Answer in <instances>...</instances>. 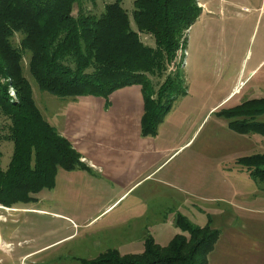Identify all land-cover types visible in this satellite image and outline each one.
Here are the masks:
<instances>
[{"label":"rangeland","instance_id":"374dc122","mask_svg":"<svg viewBox=\"0 0 264 264\" xmlns=\"http://www.w3.org/2000/svg\"><path fill=\"white\" fill-rule=\"evenodd\" d=\"M114 1L84 0L83 6L99 14ZM196 2L205 8L198 4L202 13L186 33L176 66L170 65L166 71L173 80L166 95L172 97L170 108L155 134L142 132V136L154 141L159 138L172 154L186 145L165 161L154 180L135 185L133 193L116 211L99 217L92 225L81 222L119 192L120 184L131 185L141 178L137 162L141 155L135 153L138 160L131 162L127 181L97 175L86 164H79L77 174H59V170L53 189L38 193L37 200L11 207L0 204V264H83V259L97 258L109 248H117L121 254L142 252L148 237L166 245L162 243L182 230L177 222L176 226L165 220L159 222V216L177 220L185 217L191 224L216 229L218 238L208 254V264H264V178L252 174L255 166L251 169L240 161L264 153V113L234 117L226 114L246 101L264 99L255 98L264 91V0ZM122 6L132 13L134 0H122ZM78 9L76 4L75 13ZM141 39L148 45L155 44L149 34H141ZM20 40L18 33L14 43L19 44ZM24 63L27 65L28 61L25 59ZM258 64V70L249 77ZM164 78L154 80L163 82ZM241 81L245 83L231 102L210 111ZM31 83L37 106L42 109L43 97L52 93L40 89L33 78ZM128 86L136 87L123 94L126 119L144 111L145 104L142 85ZM120 89L104 98L98 96L103 109L111 111L119 106L121 94L116 93ZM138 89L143 96L140 103L134 95ZM97 109H102L101 104L94 107ZM62 110L65 114L77 113L64 105ZM142 119L138 122L141 130ZM235 120H247L257 126L237 131L231 127ZM111 123L105 121L96 133L87 128L70 141L80 155L89 157V144H96L95 141L135 138L128 131L131 127L127 122L117 126ZM135 131L138 138L139 130ZM0 146L2 166L6 168L14 144L3 141ZM157 154L146 163L150 164ZM161 154L163 161L171 153ZM84 175L89 176L86 181ZM125 209L126 213L122 211ZM70 234L73 235L59 241ZM29 251L35 253L24 256Z\"/></svg>","mask_w":264,"mask_h":264},{"label":"trees","instance_id":"16d2710c","mask_svg":"<svg viewBox=\"0 0 264 264\" xmlns=\"http://www.w3.org/2000/svg\"><path fill=\"white\" fill-rule=\"evenodd\" d=\"M83 3L0 0V144H14L6 168L0 146V204L4 206L37 200L38 193L54 187L60 169L83 166L70 140L43 117L31 78L40 89L60 98L107 97L119 88L141 84L145 93L142 132L155 134L172 101L166 95L173 80L166 71L170 65L176 66L186 33L202 13L196 0H134L132 13L122 6V0H116L99 14L85 10ZM18 33L21 40L15 44ZM143 33L154 38V46L144 43ZM164 76L163 82H155L154 78ZM11 85L17 99L10 94ZM245 113H264V99L246 101L226 114ZM256 126L247 120L231 122L237 131ZM240 161L251 169L255 166L252 174L264 178V153ZM177 224L182 231L166 245L148 237L142 252L121 254L111 248L82 263L208 264L218 231L209 225L191 224L185 217H179Z\"/></svg>","mask_w":264,"mask_h":264},{"label":"crops","instance_id":"0c3cea01","mask_svg":"<svg viewBox=\"0 0 264 264\" xmlns=\"http://www.w3.org/2000/svg\"><path fill=\"white\" fill-rule=\"evenodd\" d=\"M258 64L255 68L252 69V71L249 74V77L255 74V72L259 68ZM245 83V81H241L240 84H236L233 89L222 98L221 101L215 106H213L210 111L214 110L216 107L223 104V106H226L229 102H231L239 93V90H241L242 85ZM136 86L131 87H123L121 88L116 94H121L120 101H117L119 106L114 107L111 109V111L108 108L103 109V101L100 103L98 96L93 95H82L77 96L74 98H60L57 95L51 94L47 95L44 98L43 103L44 106H42L41 113L43 117L52 125L54 126L59 133L66 137L68 140L70 138L78 137L79 134L84 132L87 128L90 130V132L96 133V131H99V126H102L105 121L110 120L112 123L110 125H115L125 123L127 122V125H129L131 128L128 130L132 135L136 138L134 139H118V140H108V141H95L96 144L91 143L89 144V153L91 154L89 157L86 155H81V161L83 164H86V168L88 170H93L95 174L97 175H103L105 177H108L109 179H122L127 181L129 179V172L132 168L131 162L134 164L135 160H138V157L135 155H141V158H139L138 162V173L141 178L129 185L128 182H125V184L122 186L120 184L121 190L119 192H116L107 203H105L102 207L98 209L97 212H95L94 215L88 216L83 222L79 223L84 226L92 225L99 217L101 216H107L108 214L116 211L121 204L125 200H127L130 195L133 193L131 192L133 187L140 183L141 181H145L146 183L149 180H154L155 176L161 172V167L171 157L175 152L180 150L184 145H181L178 150H176L173 154L169 147L166 145H163L161 141L151 138H146L142 136V130H141V123L139 122V119L141 121V118L144 116L145 113V104L143 105L144 111H140L139 113H134L129 115V117L126 119L127 116L126 111H124L125 106V100H123V94L124 92L127 95V92L133 90ZM141 93V90L134 91L135 97L141 102L143 100V96ZM36 95H34L35 98ZM261 96H264V91L261 90L259 94L255 98H261ZM40 97V95L38 96ZM104 98V97H103ZM86 102L85 106L83 103ZM102 106V109L94 110V107L96 105ZM67 106V108H73L74 111H76V114H65L62 110V106ZM121 108V109H120ZM121 122V123H120ZM108 125V126H110ZM140 126V127H139ZM102 128V127H101ZM139 130V136L136 137V131ZM101 130V129H100ZM83 139V137H81ZM71 142V141H70ZM72 143V142H71ZM73 147L78 151L76 146L73 145ZM98 149V150H96ZM106 149V150H105ZM110 149V150H108ZM114 149H120V150H114ZM81 150V148L79 149ZM160 150V151H159ZM159 151V152H158ZM167 153L170 152L171 154L165 159L161 160L160 156L161 153ZM158 153V154H157ZM156 155V159H152L150 164L146 163L150 160L152 155ZM106 155V156H105ZM3 157V156H2ZM77 169V168H76ZM64 170L60 169L59 174L63 173H75L77 174V170ZM70 179L72 177L69 175ZM89 178V176L84 175L83 181H86ZM53 189V188H52ZM51 191V189H48ZM124 213L127 212V209L122 210ZM125 215V214H124ZM157 220L160 222L161 220L169 221L170 224L173 226H176L177 219L175 217L171 218H164L161 219L160 216L157 218ZM77 224V223H76ZM78 225V224H77ZM168 226V225H166ZM73 234H70L64 238L59 239V241H62L63 239L70 237ZM174 234L169 241L162 244H168L172 238L175 236ZM156 240V239H155ZM157 242V241H156ZM157 243H160L159 241ZM53 244V243H52ZM145 244V242H144ZM161 244V243H160ZM51 245V244H49ZM47 245V246H49ZM111 249V248H109ZM117 249V248H116ZM108 250V249H107ZM35 251H29L24 256H31L34 254ZM209 264H211L209 262Z\"/></svg>","mask_w":264,"mask_h":264},{"label":"built area","instance_id":"2783aa9c","mask_svg":"<svg viewBox=\"0 0 264 264\" xmlns=\"http://www.w3.org/2000/svg\"><path fill=\"white\" fill-rule=\"evenodd\" d=\"M198 1H199V0H198ZM198 4H199L200 6H202V7L205 8V6H204L203 4H201L200 2H199ZM179 53H181V50H180ZM173 66H174V65H173ZM9 91H10L11 96H12L14 99H17V92H16L15 87L11 85Z\"/></svg>","mask_w":264,"mask_h":264}]
</instances>
